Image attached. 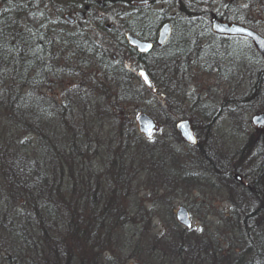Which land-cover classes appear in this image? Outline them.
Listing matches in <instances>:
<instances>
[{"label": "trees", "instance_id": "obj_1", "mask_svg": "<svg viewBox=\"0 0 264 264\" xmlns=\"http://www.w3.org/2000/svg\"><path fill=\"white\" fill-rule=\"evenodd\" d=\"M164 1L156 9L160 0H0V264H124L116 248L137 264H264V135L250 129L231 163L226 154L184 142L175 128L187 118L194 131L199 119L219 112L248 128L250 113L264 114V61L249 43L230 47L228 37L211 29L212 14L242 21L236 8L227 10L231 0ZM66 14L77 19L70 23ZM164 22L171 35L159 46ZM126 32L153 48L138 53ZM139 69L153 89L141 82ZM201 72L214 77L211 91L226 98L188 93ZM216 81L227 88L219 91ZM139 101L157 121V138L138 134L134 117L122 112ZM203 162L228 195L231 217L222 221L238 230L240 250L201 242L174 220L164 196L145 214L137 202L123 207L145 178L162 179L160 186L177 178L198 184L193 169ZM133 215L142 227L131 224ZM154 216L167 221L169 236L148 234ZM124 225L133 228L130 236ZM142 231L148 232L143 251ZM194 240L205 248L194 251ZM111 247L114 254H102Z\"/></svg>", "mask_w": 264, "mask_h": 264}, {"label": "rangeland", "instance_id": "obj_2", "mask_svg": "<svg viewBox=\"0 0 264 264\" xmlns=\"http://www.w3.org/2000/svg\"><path fill=\"white\" fill-rule=\"evenodd\" d=\"M160 1L161 3L155 2L154 7L156 9L163 8L166 5L164 0H160ZM234 8L237 9L236 17L240 18L242 21L245 20L247 21L248 19L251 21H255V20L257 21L258 19L257 15L259 12L261 14V21L263 22V26H260V30L264 35V5L261 4L258 5L257 7V5L255 6V3H253V0H231L227 6V10L234 11ZM82 17L84 18V15H82ZM211 75H215V74L211 73ZM213 78L214 77L201 72V75H197L194 78L193 83H191L192 85L189 87L188 93H190L193 90H197V91L199 90L200 92H202L201 94L203 98H208V97L212 98L211 95H214L215 97H217L218 95V97L221 96L222 98H226L227 95L226 93L223 94V92H221L219 94V92L211 91V87L212 85L214 86V82H215V79ZM231 78L232 81L235 80V77H231ZM72 82L73 81H71V83ZM217 84L218 86H220L219 91L225 90L227 88V86L223 84L222 81L217 82ZM236 86L237 87L235 89L236 90L235 93H238L239 91L243 90V83L241 85L238 84ZM61 91H62L61 89L56 88L52 94L56 98H59V96L62 94ZM146 97L147 94H145V99ZM215 97H213V99ZM216 102H217L216 104H220L218 103V101ZM144 107H146L145 102L139 101V103H134V105L133 104L125 105V107L122 108L123 113L126 112L130 118L134 117L133 123L137 129L138 134L141 133L138 131L137 128L136 117L138 116L139 113H142V109H144ZM214 111H218L217 106ZM117 112L119 113V110H117ZM235 114L236 116L238 115V113ZM253 114L254 113H250L248 115L247 118L248 120H250V124L248 125V128H244V129L240 128L241 126H239L236 118L233 119L230 117L231 114L225 115L224 113L221 114L219 112L215 118H211V116L210 117L208 116L205 120H203L202 118L201 119L198 118L199 124L196 125V128L193 131L197 139L196 143H199L197 149L199 151H207V154L209 155L211 154V152L212 153L218 152L219 154L223 155V158L224 155L226 154L228 155L227 158L231 157V163L232 161L238 162L239 159L235 156V154L239 151L240 147L246 142V138L249 134V130L252 129L253 131L258 132L257 134L264 135V128L254 127L252 125L251 116ZM155 122H156L155 130L152 132L149 138L141 134L145 139L149 140L152 138H157V136L161 134V131L159 132V128H157V121L155 120ZM104 130L108 132L107 128H104ZM164 133L168 134L167 132ZM174 139L170 141H173ZM180 139L182 138L180 137ZM177 142L179 141L177 140ZM194 167L197 170L195 171L193 169L194 173L198 174L197 175V179L199 180L198 184H194V185L184 184L181 181V178H177L175 184L164 183L163 186H160L162 185V182L160 181L162 179L149 177L148 180L146 181L147 178H145L144 185L142 187L136 189L134 186L133 189L137 191H134L132 189L134 195L130 196L131 198L125 199L122 202L123 207L129 210L131 203L137 202V204L140 205L142 208L141 209L142 213L145 214V211H149V209L153 207L152 205L154 204V202L152 200H155L159 196H164V198L169 199L168 202L170 204L169 207L173 211V218L176 222L177 220L175 218L174 211H176V209L179 206H184L187 208L191 217V227H190L191 233L194 236H198V237L200 236L201 242L211 241V243L214 244V247H216L217 249H221L222 252H225L228 249L229 250L231 249L235 250V248H237L238 250L242 249L243 240L236 241V238L240 239L238 237L239 235L238 230L232 232V228L231 230L228 229V227L225 226V222L222 221L226 218L231 217V213L229 210L231 208V204L227 200L228 197L227 193H224L226 191H223L224 187L222 189L221 187L218 188L219 185L216 186L217 184V182H215L216 177L212 176L213 174L210 171L212 168L211 166H207L206 162H203V165L201 166L194 165ZM214 167H217V165H215ZM207 173L212 176L211 179L208 177L209 175H207ZM200 180H205V184L202 185V187L199 184L203 183V181ZM206 181H208L210 185L211 184L213 185L207 186ZM154 207L155 209L157 208L158 211L160 210V208L157 207L156 205H154ZM136 210L137 208L136 209L134 208L132 212ZM141 219H142L141 217H137V215H133L131 224L134 225L138 224L140 227H142L143 225ZM166 222L167 221L164 218L162 219L161 216H154L151 221L153 225L151 227V231L149 230V233L146 231H142V236L139 237L138 249L141 251L145 250L144 248L147 245L145 240L148 242L146 237L147 233L151 237L153 236V238L154 235L160 238L163 234L169 236L170 233L168 231V225L166 224ZM124 228L128 229L130 236L133 232V228L129 229L128 225L126 226L124 225ZM117 235L119 236L120 233H118ZM193 244H194V251H201L202 249L205 248L204 244H203L204 245L203 248L200 247L198 240L196 241L194 240ZM217 249H215V251L219 252L220 250ZM111 251L112 252L115 251V247L114 248L111 247L107 249V252L104 251L102 252V254L105 255H107L108 253L111 254ZM115 253L118 254V256L120 257L119 259L122 260L124 259L123 260L124 264H137L139 262L134 258L125 257L127 256V254H123L122 252L119 253L117 248ZM140 261L144 263L145 260L143 256H141ZM148 264H167V260L165 259L164 260L162 259L161 261L157 260L154 261L153 263L149 262Z\"/></svg>", "mask_w": 264, "mask_h": 264}, {"label": "water", "instance_id": "obj_3", "mask_svg": "<svg viewBox=\"0 0 264 264\" xmlns=\"http://www.w3.org/2000/svg\"><path fill=\"white\" fill-rule=\"evenodd\" d=\"M77 14L78 16L82 17V12H78ZM66 18H68L69 21L73 20V18L68 15H66ZM211 28L213 32L220 35H242L250 38L253 41L258 52L264 57V37L259 35L254 30H251L250 28H247L240 24L223 21L221 19L216 18L214 14H212ZM170 34H171L170 23L166 22L162 24L157 32L156 44L157 45L165 44L168 38L170 37ZM125 39L128 45L134 48L140 54L148 53L153 47V43L151 41L139 39L138 37L132 35L129 32L125 33ZM141 73H144V75H141ZM138 76L140 77V79L142 80L145 86H147L149 89H153V84L150 80V77L144 69L138 70ZM251 122L252 125L255 127H261V126L264 127V114L263 113L254 114L251 117ZM136 124L138 131L145 137H150L151 133L153 132L156 126L155 120L150 115L144 112L138 114V116L136 117ZM175 126L180 137L185 142L190 144L196 143V137L192 131L188 119H181L177 121ZM234 177L237 181L241 180L240 175L234 174ZM175 218L177 222L180 225H182L184 228L191 227V217L186 207L179 206L175 211Z\"/></svg>", "mask_w": 264, "mask_h": 264}, {"label": "flooded vegetation", "instance_id": "obj_4", "mask_svg": "<svg viewBox=\"0 0 264 264\" xmlns=\"http://www.w3.org/2000/svg\"><path fill=\"white\" fill-rule=\"evenodd\" d=\"M257 16H258L257 21L256 20L255 21H251V20L248 19L247 21L246 20L245 21H232V20H229L228 22L229 23L240 24L242 26L250 28V29L254 30L255 32H257L262 37H264V35L262 34V31L260 30V26H263V22L261 21V14L258 12ZM251 19H252V17H251ZM73 21L74 20L69 21V22L72 23ZM225 36L229 38L228 40L230 41V44H229L230 47H232L233 43H236L238 45L240 44L241 48H243V47H245L243 45H245L246 42L249 43L251 45V48H252L251 50L257 55L259 60H261L262 62L264 61V57L258 52V50L256 49L253 41L250 38H248L246 36H242V35H225ZM245 48L247 49V47H245ZM229 60H231V58Z\"/></svg>", "mask_w": 264, "mask_h": 264}, {"label": "bare ground", "instance_id": "obj_5", "mask_svg": "<svg viewBox=\"0 0 264 264\" xmlns=\"http://www.w3.org/2000/svg\"><path fill=\"white\" fill-rule=\"evenodd\" d=\"M235 62H236L235 60H228V61H227V64L231 67V66H233V64H234ZM262 128H264V127H262Z\"/></svg>", "mask_w": 264, "mask_h": 264}, {"label": "snow or ice", "instance_id": "obj_6", "mask_svg": "<svg viewBox=\"0 0 264 264\" xmlns=\"http://www.w3.org/2000/svg\"><path fill=\"white\" fill-rule=\"evenodd\" d=\"M141 75H144V73H141Z\"/></svg>", "mask_w": 264, "mask_h": 264}]
</instances>
